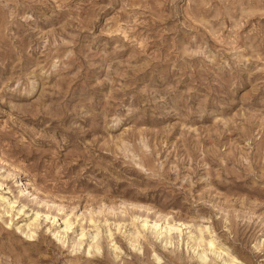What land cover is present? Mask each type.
<instances>
[{
    "label": "rangeland",
    "instance_id": "rangeland-1",
    "mask_svg": "<svg viewBox=\"0 0 264 264\" xmlns=\"http://www.w3.org/2000/svg\"><path fill=\"white\" fill-rule=\"evenodd\" d=\"M0 183V264H264V0H0Z\"/></svg>",
    "mask_w": 264,
    "mask_h": 264
},
{
    "label": "bare ground",
    "instance_id": "bare-ground-1",
    "mask_svg": "<svg viewBox=\"0 0 264 264\" xmlns=\"http://www.w3.org/2000/svg\"><path fill=\"white\" fill-rule=\"evenodd\" d=\"M0 186H1V183H0ZM11 203L12 202H9L8 203V205H9V207L12 209V205H11ZM21 209H19V211H20ZM53 216V219L55 220L56 218H57V216L56 215H52ZM37 217V214L35 215V218ZM67 218V217H66ZM135 219H139V216H135ZM90 221H93V219L91 218L90 219ZM140 222V226H141V228L143 229V230H145V229H148V228H150L152 231H153V233L154 234H156L157 236L158 235H161V234H167V235H169L172 231H177L178 233H179V231H181V228H180V226H184V228H189V226H187V224H185V223H179V224H169L168 222H166V223H161V222H159V220H148V218L147 217H144V218H142L141 220H139ZM62 223H63V232H67V231H69V229L71 228V225H72V223L68 220V219H63V221H62ZM116 227H117V229L119 230V223L118 224H116ZM109 230H110V228H109ZM108 230V231H109ZM83 231H84V228H82V231H81V236H83L84 235V233H83ZM97 231V230H96ZM99 231V230H98ZM96 232L95 234H93V238H96L97 236H98V234H99V232ZM138 231V230H137ZM151 231V232H152ZM110 232V231H109ZM139 232V231H138ZM138 232L137 233H135L134 234V231L132 232V234L134 235V236H138ZM189 232H191V231H189ZM181 233V232H180ZM112 233H109V236H112L111 235ZM192 234V233H191ZM133 235H132V237H133ZM190 235V234H189ZM170 236V235H169ZM199 237V238H198ZM194 240H198V242H196V243H203V241H205L203 238H202V235H200V236H193L192 237ZM192 239V240H193ZM190 240V239H189ZM195 242V241H194ZM206 244V246H207V249L210 251V252H215V253H218V255H220L219 253V251H218V249L216 248V246L214 245V242L213 241H211V240H209L208 242H206L205 243ZM204 244V245H205ZM95 245V244H94ZM93 246V245H92ZM156 258L157 259H159L157 256H156ZM199 258H200V260L201 261H204L205 260V258H206V254L203 252V253H200L199 254ZM223 263L224 264H241V263H239L238 262V260L236 259V258H234V257H232V256H230L229 254H228V256L225 258V259H223Z\"/></svg>",
    "mask_w": 264,
    "mask_h": 264
}]
</instances>
